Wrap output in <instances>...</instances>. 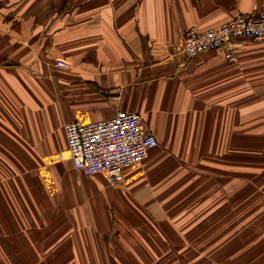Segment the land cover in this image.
I'll return each mask as SVG.
<instances>
[{
	"label": "crops",
	"instance_id": "crops-1",
	"mask_svg": "<svg viewBox=\"0 0 264 264\" xmlns=\"http://www.w3.org/2000/svg\"><path fill=\"white\" fill-rule=\"evenodd\" d=\"M263 9L264 0H0V11H21L0 17L10 46L0 45V264H115L113 252L128 250L165 264L151 252L177 244L187 203L226 190L243 204L244 155L264 159V42L235 40V61L223 50L189 59L180 46L191 27ZM119 109L140 114L159 144L110 184L74 168L64 124Z\"/></svg>",
	"mask_w": 264,
	"mask_h": 264
},
{
	"label": "built area",
	"instance_id": "built-area-1",
	"mask_svg": "<svg viewBox=\"0 0 264 264\" xmlns=\"http://www.w3.org/2000/svg\"><path fill=\"white\" fill-rule=\"evenodd\" d=\"M238 39L264 42V9L239 14L205 29L191 27L182 36L180 51L192 59L211 50H223L229 61H235L232 43ZM69 66L64 59H58L55 65L60 69ZM64 131L74 168L86 176L105 173L110 184L122 181L125 171L144 162L159 144L157 137L144 129L140 114L123 109L98 121L76 118L64 124Z\"/></svg>",
	"mask_w": 264,
	"mask_h": 264
},
{
	"label": "rangeland",
	"instance_id": "rangeland-1",
	"mask_svg": "<svg viewBox=\"0 0 264 264\" xmlns=\"http://www.w3.org/2000/svg\"><path fill=\"white\" fill-rule=\"evenodd\" d=\"M39 3L43 6V2ZM18 12L0 11V17H16L21 13ZM0 45L5 50L10 48L8 44L0 42ZM262 161L264 163V159L244 155V174L239 178V182L245 185L243 204L238 203L240 199L237 201L236 197L228 196L226 190L216 194L211 204L187 203L190 207L181 215L185 225L181 234L172 238L177 244L173 249L152 251L151 254L163 257L165 264H264V166L256 177L248 171L251 164L254 170H258ZM258 183L261 186L253 193L249 187L251 184L258 186ZM195 204L197 209H194ZM179 221L182 224L183 218ZM140 252L115 251V264H148L147 260L140 258ZM106 257H109V252H106Z\"/></svg>",
	"mask_w": 264,
	"mask_h": 264
}]
</instances>
